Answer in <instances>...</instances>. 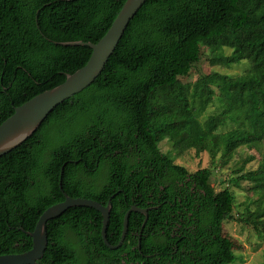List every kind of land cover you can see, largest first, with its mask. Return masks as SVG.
Wrapping results in <instances>:
<instances>
[{
  "label": "trees",
  "instance_id": "16d2710c",
  "mask_svg": "<svg viewBox=\"0 0 264 264\" xmlns=\"http://www.w3.org/2000/svg\"><path fill=\"white\" fill-rule=\"evenodd\" d=\"M124 1L0 0V123L15 106L83 66L91 48L61 42H97ZM202 46L212 64L246 59L249 66L234 76L212 71L183 82ZM216 92L220 110L201 120ZM228 122L234 127L220 131ZM162 134L175 156L161 151ZM263 140L264 0H146L98 76L0 155V254L29 249L25 231L65 192L103 205L110 199L109 243L119 240L131 205L156 206L141 228L142 253L166 260L172 254L176 264L233 263L223 222L262 224L264 215L247 206L248 198L237 217L234 192L228 186L215 191L211 167L191 172L175 158L193 150L208 153L212 165H224L239 147L258 149ZM252 159L243 160L228 182L247 180L257 195L251 203L264 214V158L242 172ZM101 219L94 208L72 206L48 220L38 263L123 264L119 253L137 243L130 232L138 231L144 215L129 214L123 248L112 251L102 241ZM67 231L97 245L77 258ZM160 237L163 243L154 240Z\"/></svg>",
  "mask_w": 264,
  "mask_h": 264
},
{
  "label": "water",
  "instance_id": "95a60500",
  "mask_svg": "<svg viewBox=\"0 0 264 264\" xmlns=\"http://www.w3.org/2000/svg\"><path fill=\"white\" fill-rule=\"evenodd\" d=\"M145 1L146 0H125L110 26L97 42L80 40L61 42L63 45L89 46L91 48V53L88 60L73 73L66 74L62 83L34 95L13 108V113L0 123V155L21 144L35 131L54 107L81 91L98 76L107 59L114 51L128 22ZM62 172L63 166L61 167L60 175H62ZM59 185H61L60 182ZM63 197L64 199L62 201L49 205L40 213L31 231H25V233L31 237V247L19 253L0 254V264H39L37 260L42 257L47 246V221L59 216L68 207L86 206L97 210L102 216L100 227L101 237L110 248H116L121 245L127 231L128 218L131 212H140L144 215L141 224L143 227L147 219L148 210L156 208V206L137 207L131 205L124 213L119 241L115 245H110L106 239V230L111 209L110 199L107 201L106 205H103L97 200L83 197H71L65 192H63Z\"/></svg>",
  "mask_w": 264,
  "mask_h": 264
},
{
  "label": "rangeland",
  "instance_id": "374dc122",
  "mask_svg": "<svg viewBox=\"0 0 264 264\" xmlns=\"http://www.w3.org/2000/svg\"><path fill=\"white\" fill-rule=\"evenodd\" d=\"M229 51L230 49L224 48L222 53L228 54ZM210 57L209 50L205 46H202L198 62L191 67L186 76L180 77V79L183 82L192 83L201 75L212 71L234 76L241 74L249 66L248 61L243 59L225 67L224 65L218 63L212 64ZM221 105L218 92H216L212 103L207 106L203 114L200 116V119L203 120L208 115L218 112ZM232 127H234V124L228 122L224 126L220 127V131L230 129ZM159 147L161 151L170 152L173 156H175L174 152L170 151V146L163 134L160 138ZM248 156H252L253 159L244 165L242 172L249 169H255L258 163L263 161L264 140L259 145L258 149H248L245 146L239 147L235 153L232 154L230 160L224 165H219V163L212 165L208 153L202 152L196 154L193 150L176 155L175 162L183 164L191 172L202 167H211L212 172L210 176V183L213 185L215 191H218L224 186H228L234 192L236 202L234 215L239 217L240 215H238L237 211H242L245 204L248 202V198L256 200L257 195L252 193L250 183L247 180H242L239 185H233L228 182V179L232 176L233 172H236V170L242 166L243 160H245ZM251 200L248 202L247 206H250L255 213L260 212L261 215H264L262 212L263 210L254 206V204L251 203ZM261 219L263 221L262 224H249L234 219L223 222V235L232 240V248L236 254V261L230 264H264V217Z\"/></svg>",
  "mask_w": 264,
  "mask_h": 264
},
{
  "label": "flooded vegetation",
  "instance_id": "af4514ba",
  "mask_svg": "<svg viewBox=\"0 0 264 264\" xmlns=\"http://www.w3.org/2000/svg\"><path fill=\"white\" fill-rule=\"evenodd\" d=\"M141 228H142V226L138 229V231L133 230L130 232L133 235H137V243L132 245L129 248V250L124 249L119 253V258L121 259V263H123V264H176V262L172 260V257H173L172 254L170 255L169 259L166 260V259H164V257L162 255H159L158 253H142L141 252V250H140V248H141V246H140ZM86 229H88V227H86ZM128 229H129V226H127V231H128ZM121 231H122V228H121ZM127 231H126L125 237L127 235ZM74 233L77 234L78 231H74ZM120 235H121V233H120ZM65 237H66L68 242H71L73 244L77 258L81 257V254L83 253L84 250H86V248L93 249L97 245V242L94 239L83 238L81 241V239L77 238L73 234V232H71V231H67L65 234ZM125 237H124V239H125ZM111 239H112V233H111ZM124 239H123V241H124ZM154 240H156L157 242H161V243L164 242V239L162 237H160L158 239H154ZM102 241H103V239H102ZM123 241H122V243H123ZM177 241L175 242L176 244L174 245L175 250L177 249ZM117 242L116 243H112V242L109 243L108 242V243L110 245H115V244H117ZM103 243L105 244L104 241H103ZM122 243L120 246H118L116 248H110L106 244H105V246H107L112 251L114 249L123 248ZM66 264H74V263L70 262V263H66Z\"/></svg>",
  "mask_w": 264,
  "mask_h": 264
}]
</instances>
